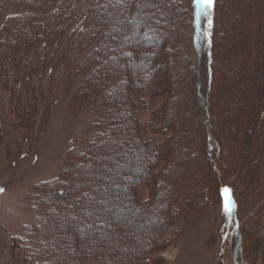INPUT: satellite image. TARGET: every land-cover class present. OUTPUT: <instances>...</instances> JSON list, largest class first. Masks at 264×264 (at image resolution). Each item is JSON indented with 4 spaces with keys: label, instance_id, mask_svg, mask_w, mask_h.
I'll use <instances>...</instances> for the list:
<instances>
[{
    "label": "rangeland",
    "instance_id": "1",
    "mask_svg": "<svg viewBox=\"0 0 264 264\" xmlns=\"http://www.w3.org/2000/svg\"><path fill=\"white\" fill-rule=\"evenodd\" d=\"M164 8L178 15L177 32L167 38L176 42L179 36L177 44H181L183 53L180 48L177 52L180 56L184 53L188 56L194 81L192 87L197 92L200 83L202 99L210 98L217 152L214 150L211 155L206 147L202 154L205 158L198 157L196 168L187 169L184 175L179 172L176 179L169 176V171L177 165L171 162L164 166L159 162L157 169L161 172L158 173L168 178V184L154 186L152 200L140 208L143 215L138 212V205L130 208L127 200L130 197L125 194L139 188L145 199L149 196L153 184L140 181L148 177L143 158L136 156L129 160L126 155H115L109 163L102 161L98 171L100 188L95 192L98 199L89 202L86 219L73 217L69 223L79 242L88 247L78 250L83 253L85 264H102L103 261L114 264L115 260H118L115 264H145L142 258L148 260V264H264V0H219L211 86L208 85L205 59L192 43L190 1L171 0ZM103 17L104 29L114 34L113 29H119L117 21ZM139 29L136 36L127 30L123 35L129 44H134L133 39L140 42L132 46L144 57L151 53V48L160 47L163 36L154 32L149 24ZM260 31L262 37H259ZM144 33L156 40L153 46L144 43ZM242 33L247 35L246 44L241 41ZM221 46L226 49L222 50ZM130 48L129 53L126 47L121 53L115 51V58L122 68L131 69L135 76L142 78V82L149 76L150 82L155 83L162 76L176 75L173 66L178 71L180 67L184 69V64H178L166 52L156 51L151 55L156 53L154 59L159 67L155 71L149 69L148 76L143 59L130 54ZM67 64L62 67L52 64L41 72V84L36 86L39 90L35 95L36 108L26 100L24 90L22 96L12 93L10 87L15 86L14 81L7 78L10 87L4 83L6 76L12 77V71L6 69L4 76L0 68V264H26L19 243L13 238L33 216L31 206H26V197L29 192L43 187L44 181L61 175L65 169L70 171L66 164L71 153L86 148L102 130L94 121L95 109L78 101L84 79H76L74 63ZM224 80L228 88L224 87ZM150 82L145 80L147 85ZM147 94L145 90L144 103H136L132 110L146 122L153 112L165 108L170 101L166 91L153 97ZM195 96L197 100V94ZM203 103L196 102V113L205 119ZM22 112L29 117L31 126L28 122L27 126L19 122ZM143 136L154 144L165 138L164 134L153 131H146ZM188 174L199 176L197 187L188 184L185 177ZM128 175L130 180L125 179ZM59 184L69 193L71 186L69 188L66 182ZM220 185L223 186L224 203L218 195ZM230 187L237 196L235 212ZM100 191L102 197L98 196ZM162 191L164 198L160 203L158 196ZM223 191L228 192L234 203L229 206V213L224 211ZM64 199L66 203L60 202ZM72 200L69 194L59 197V214L54 213L57 218L52 226L55 231L63 230V210ZM95 208L101 210L98 219ZM102 233L103 245L99 244ZM94 239L97 244H93ZM110 242L116 258L109 256L107 259Z\"/></svg>",
    "mask_w": 264,
    "mask_h": 264
},
{
    "label": "trees",
    "instance_id": "2",
    "mask_svg": "<svg viewBox=\"0 0 264 264\" xmlns=\"http://www.w3.org/2000/svg\"><path fill=\"white\" fill-rule=\"evenodd\" d=\"M189 1L192 14V43L205 59L208 85L211 86L214 60L212 49L215 43L214 30L219 0H211L210 11L201 12L199 17L195 0ZM170 2L171 0H0V68L4 76L7 75L6 69L12 71L10 75L12 77L6 76L4 83L7 84V78L12 79L15 86L10 87L7 84L13 90L12 93L22 96L21 92L24 90L26 100L36 108L35 95L36 91L39 92L36 86L41 84V72L49 69L52 64L62 67L67 62L68 66L74 63L76 79H84L78 101L81 100L82 105H90L95 109L94 121L96 126L102 129L86 148H78L71 153L66 164L70 171L65 169L61 172V175L67 176L58 175L44 181L43 187L29 192V196L26 197V206H31L34 218L25 222L24 228L13 237L19 243L26 264H85V257L78 248L88 247L79 242L69 223L73 217L86 219L85 212L89 202L98 199L95 192L100 188L98 171L101 170L102 161L109 163L115 155L121 157L126 155L130 157L129 160L136 156L143 158L148 169V177H142L140 181L153 184L149 196L145 199L139 188L131 189L130 194L125 189L126 196L130 197L127 198L130 208L138 205V212L142 213L140 208L152 200L154 186L168 184V178L158 173L159 162L164 166L171 162L175 163L177 166L170 168L169 176L176 179L179 172L184 175L187 169L196 168L198 157L205 158L202 154L205 153L206 147L211 155L214 150L217 152L218 140L212 131L214 127L211 122L210 98L208 96L202 99L200 83L197 92L192 87L194 81L188 56L185 53L180 56L181 54L177 52L180 48L183 53L181 44H177L179 36L176 35L178 37L175 38L176 42L167 38L174 31L177 32L175 24L178 15L176 16L171 9L164 11V7ZM104 15L107 20L115 19L120 30L113 29L114 34H110L109 30L104 29L101 22L105 18ZM148 24L150 27L152 25L154 32L163 36L159 50L156 47L151 48V53L164 51L178 64H184V69L180 67L179 71L173 66L176 75L167 78L162 76L161 80L155 83L150 82L149 69L155 71L159 67L154 59L156 53L153 55L147 53L143 57L140 50L132 46L140 42L133 39L134 44H129L123 35L127 30L130 35L136 36L140 33L139 28H147ZM240 36L244 37L241 41L246 44L247 35L242 33ZM259 37H262L261 31ZM142 40L146 44L156 43V40L146 33L143 34ZM123 47L127 48L128 53L130 48V54L143 59V68L149 76L144 78L143 82V79L135 76L131 69L122 68L119 59L115 58V51L121 53ZM221 48L226 49L224 46ZM139 69L140 67L137 68V72ZM145 80L149 81L150 85H147ZM224 82V87L228 88L229 85L225 80ZM145 90L148 92L147 95L152 97L166 91L170 100L165 108L161 107L153 112L147 122L133 113L136 103H144ZM194 93L198 96L197 100ZM198 100L204 102L205 119L196 113ZM27 118L29 117H26V113L22 112L19 122L21 124L28 122L31 126L32 122ZM146 131L164 134L165 138L158 143H151L143 136ZM169 132L170 135L167 136ZM215 170H218L216 166ZM130 177L128 175L125 179L130 180ZM185 177L190 186L192 183L197 187L200 181L198 175L188 174ZM60 182H66L69 188L71 186L69 193L65 192L62 185L60 187ZM222 190L223 186L220 185L218 195L224 203ZM230 191L235 199L233 209L235 212L237 196L234 188L230 187ZM64 194H69L73 200L63 210L65 228L62 230L60 227L62 231L59 232L60 230L52 229V226L57 218V214L55 216L54 213H58V199ZM99 194L98 196L102 197V191ZM158 198L161 203L164 198L163 191ZM60 202L66 203V199ZM97 209L95 208V212L98 219L101 210ZM89 211L92 212V209L89 208ZM166 214V218H169V213ZM103 235L102 233L99 240L101 245L105 243ZM93 244H97L95 239ZM110 244H107L108 251L105 255L108 256L107 259L109 256L116 258L114 245L111 242ZM117 261L115 260L114 264ZM147 261L142 258V263L148 264Z\"/></svg>",
    "mask_w": 264,
    "mask_h": 264
},
{
    "label": "snow or ice",
    "instance_id": "3",
    "mask_svg": "<svg viewBox=\"0 0 264 264\" xmlns=\"http://www.w3.org/2000/svg\"><path fill=\"white\" fill-rule=\"evenodd\" d=\"M196 6H197V16L201 14V12H209L211 9V0H195ZM234 206V203H233ZM225 213L230 212L229 204H225L224 208Z\"/></svg>",
    "mask_w": 264,
    "mask_h": 264
}]
</instances>
